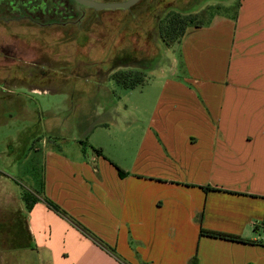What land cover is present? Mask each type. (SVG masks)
<instances>
[{"label":"crops","instance_id":"obj_1","mask_svg":"<svg viewBox=\"0 0 264 264\" xmlns=\"http://www.w3.org/2000/svg\"><path fill=\"white\" fill-rule=\"evenodd\" d=\"M240 5L185 30L187 72L152 80L147 120L112 121L97 145L93 128L73 124L86 137L46 152L31 208L5 192L0 262L264 264V0Z\"/></svg>","mask_w":264,"mask_h":264},{"label":"rangeland","instance_id":"obj_2","mask_svg":"<svg viewBox=\"0 0 264 264\" xmlns=\"http://www.w3.org/2000/svg\"><path fill=\"white\" fill-rule=\"evenodd\" d=\"M197 1L140 0L126 10L115 11L81 7L84 15L79 20L83 17L85 21L78 23L76 32L54 28L47 32L36 29L35 22L28 21L27 44L24 47L16 44L18 48H13L11 76L7 73L0 76V84L5 85L0 87L3 89L0 93L1 201L5 192L17 199L24 193L40 192L44 155L51 146L74 147L76 142L69 145L68 140L86 137L76 128H69L73 124L85 122L93 128L87 135V143L97 145L109 136L104 128L114 127L112 121L133 119L134 115L139 120L148 119L146 103L158 90L150 87L155 84L152 80L160 74L187 72L179 43L167 47L158 38L159 12L163 15L172 10L191 11L198 21L209 23L215 13L231 17L241 7V0ZM19 23H13V27L22 24ZM22 30L13 29L14 42L25 40ZM139 63L144 65L139 70L145 78L142 86L125 89L109 78L112 71L136 69ZM110 130L114 135L116 129ZM86 148L87 153L91 152ZM20 230L19 227L17 245L22 248L27 238ZM4 240L1 238L0 248L5 247ZM19 248L15 253L24 257V251Z\"/></svg>","mask_w":264,"mask_h":264},{"label":"flooded vegetation","instance_id":"obj_3","mask_svg":"<svg viewBox=\"0 0 264 264\" xmlns=\"http://www.w3.org/2000/svg\"><path fill=\"white\" fill-rule=\"evenodd\" d=\"M81 7L83 6L78 5L72 0H0V70H4V72H0V76L6 73L8 76H11L13 48H18V46H14L16 44H22L23 47L27 44V23L29 20L35 22L33 26L36 29L43 28L47 32H49L48 29L50 28L57 29V31L68 29L70 32H76V28L79 27L78 23L85 21L83 17L79 20L80 15H84ZM87 9L93 10L91 8ZM19 22L22 24L13 27V23ZM23 24L26 26L24 27ZM17 27H21V30L25 29V31L22 30L24 41L14 42L12 40L13 29L16 30ZM38 32L40 31L38 30ZM5 79L3 81H7ZM2 92L3 89H0V93ZM4 221V217L0 218L2 225Z\"/></svg>","mask_w":264,"mask_h":264},{"label":"trees","instance_id":"obj_4","mask_svg":"<svg viewBox=\"0 0 264 264\" xmlns=\"http://www.w3.org/2000/svg\"><path fill=\"white\" fill-rule=\"evenodd\" d=\"M198 1L196 3H198ZM159 13L160 14H158V16L156 17L157 35H158V38L161 40V42L167 47L180 43L181 38L184 35V32L188 27H199L200 25H203V22L198 21L196 14L192 13L191 11L186 12V13H181L178 10H175V11L172 10L163 15H161L162 14L161 11ZM132 59H134V57ZM143 66L144 65L142 63H139L138 68L136 69L131 68V69H125V70L121 69V70L112 71L109 75V78L117 86L125 88V89H133V88L142 86L145 83V78H144V75L139 70L140 68H143ZM93 152L97 156H101L100 149H96ZM119 174L124 175L121 171H119ZM204 190H207V189H204ZM22 200L24 201L27 209H30L32 202L35 201V199L32 197V194L30 193H24L22 195ZM44 202L47 204L48 207L53 209L59 215L66 217V214L63 213L59 208H57L50 201L44 200ZM77 226L80 227L79 225ZM81 230L84 234L88 235V232H86L84 229H81ZM200 235L207 236L210 238L220 239V240L231 241V242L250 243L249 241L241 240L240 238L236 236L217 233V232H208V231L201 230ZM94 240L99 245H102L100 241L96 240L95 238ZM196 262H197L196 258H193L190 264H196Z\"/></svg>","mask_w":264,"mask_h":264},{"label":"water","instance_id":"obj_5","mask_svg":"<svg viewBox=\"0 0 264 264\" xmlns=\"http://www.w3.org/2000/svg\"><path fill=\"white\" fill-rule=\"evenodd\" d=\"M76 2L78 5L91 8L95 11H103V10H109V11H115V10H126L135 4H137L140 0H126L124 2H118V3H98L90 0H72Z\"/></svg>","mask_w":264,"mask_h":264}]
</instances>
